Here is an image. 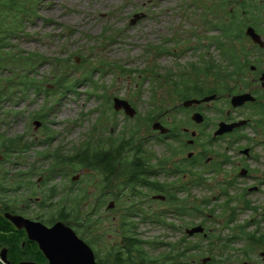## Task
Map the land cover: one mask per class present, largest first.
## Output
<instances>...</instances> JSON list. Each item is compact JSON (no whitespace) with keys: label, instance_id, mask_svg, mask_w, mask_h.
I'll return each mask as SVG.
<instances>
[{"label":"rangeland","instance_id":"rangeland-1","mask_svg":"<svg viewBox=\"0 0 264 264\" xmlns=\"http://www.w3.org/2000/svg\"><path fill=\"white\" fill-rule=\"evenodd\" d=\"M20 1L24 9L29 11L34 8L35 11L27 14L22 27L24 30L12 37L11 45H16V52L20 50L43 57L36 66L34 64V69L39 78L46 77L43 84L49 89L46 88L48 92L43 90L39 96L30 89L26 94L10 97L0 105V134L6 138L22 136L23 140L32 143L30 149L7 156L1 150L4 159L0 163V175L6 185L22 186V193L17 199L19 203L29 204L28 214L32 217L49 218L51 214L58 215L60 212V196L47 198L51 185H57L64 191L71 188L73 195L85 191L88 197L82 201L81 207L87 208L85 211H93L90 216L95 221V228L80 231L73 225L74 222L70 226L76 232L102 234L104 247L111 251L122 242L116 232L120 228L125 206L117 200L131 198L127 195L117 199L116 194L112 197L106 176L94 170L84 172L81 168L73 170L64 166L60 174L45 182L53 162L51 156L45 155L57 149L64 153L73 152V147L78 148L87 140H91L94 147H101L108 138H118V141L122 132L126 133V137L134 134V146L139 147L144 155L148 150L158 157L169 155L172 143H176L168 137L157 143L146 138L145 119L155 114L160 105L163 109L167 106L163 120L168 125L163 124L170 127L181 103L179 93L184 92L179 89L185 87L191 78H197L198 73H203L194 71L193 67L202 69L204 60H211L212 70L211 67L208 69L211 72L216 64L225 60L217 46L219 39L213 40L220 35L215 26L228 22L227 11L232 7V0H227L223 9L219 6L223 0H37L36 4L35 0ZM138 13H144V16L131 23ZM236 24L242 26L244 32L243 21H236ZM239 43L235 42L238 50H241L239 45L245 49L251 46V42L246 40ZM242 55L243 51L238 57ZM90 59L97 67L101 60L113 64L95 71L94 83L83 76L85 67H88L85 60ZM58 62L63 66L55 68L54 63ZM228 63L227 60L222 63L227 70L230 67ZM56 73L63 75L67 81L72 80L70 87L56 88L51 81ZM114 97L129 101L136 111L134 116L129 117L123 110L116 111L113 108ZM53 102H56L55 106L50 109ZM42 105L47 113L45 122L35 117L36 110ZM179 115L180 120H184ZM36 120L42 123L37 129L33 123ZM21 148L23 145L19 146ZM131 153L127 157H131ZM78 174V179L73 181L72 178ZM146 193L147 197L142 195L140 198L152 203V193ZM214 195L218 193L193 186L190 196L186 197L202 203L205 198L213 201ZM100 199H104L103 204L89 210V206L97 200L99 203ZM111 199L117 204L115 209L107 207ZM44 201L45 207H42ZM224 201L223 197L217 198L212 207ZM152 205L157 210L165 206ZM147 206L145 209H148ZM144 216L132 218L140 238L158 243L155 251L159 257L167 254V244L175 242L182 233L176 234L172 228L152 222L151 218L143 220ZM205 218L211 231H237L238 222L227 226L225 218L219 213L211 218L206 215ZM198 220L200 218L195 221ZM203 246L211 247L205 241ZM232 246L244 247L243 242ZM150 247L155 248V245H144L145 249H152ZM207 256L211 254H197L195 259ZM254 256L240 254L233 261L248 264ZM256 257L255 263H258L260 260L258 255ZM197 264L204 263L200 261Z\"/></svg>","mask_w":264,"mask_h":264},{"label":"flooded vegetation","instance_id":"flooded-vegetation-1","mask_svg":"<svg viewBox=\"0 0 264 264\" xmlns=\"http://www.w3.org/2000/svg\"><path fill=\"white\" fill-rule=\"evenodd\" d=\"M223 1L226 3L227 0ZM229 10L239 14L245 27V35L247 28L252 27L260 36V40L254 42L246 35V41L251 42V46L246 47L243 55L238 58L249 59L244 61L245 67L240 70L233 62H229V69L219 72L217 67L227 69L222 64L223 60L214 71L198 73L197 78H191L185 87L179 89L187 97L180 98L181 103L178 104L170 127L166 126L168 123L163 120L164 112L159 109L155 119L145 126L148 131L146 138H151L155 143L162 141L163 136L176 143H172L169 154L171 176L166 178L163 173L164 156L158 157L149 150L137 164L132 163L131 157H127L130 149L124 138H119L118 141V138H108L101 147H95L96 150L108 151L116 147L122 153L121 160L116 162L117 173L115 171L107 179L110 195L113 197L115 191L124 189L130 191L132 187L138 192L135 196L139 197L134 200H117V203L121 201L125 206L120 228L116 232L122 242L111 251L104 247L106 244L102 243V234L77 232L78 237L93 250L98 264H120L116 253L129 255L131 251L124 248L125 239L138 238L141 240L139 243L144 245L153 243L142 241L132 220L144 214L143 220L151 218L152 222L172 228L176 234L182 233L174 242L176 246L168 249L176 257L175 264H197L200 261L204 264H242L233 261L240 254H255L248 264H264V0H232ZM199 75L201 76L198 78ZM244 94L249 97L239 100L237 104L233 103L234 96ZM211 95L215 97L209 101L203 100ZM187 100H191V103L185 106L184 102ZM181 110L180 115L184 120L178 117ZM156 121L166 124L164 126L169 129L168 132L163 134L159 129H154ZM3 159H0V163ZM165 179L172 184L176 199H167V195L157 189ZM193 186L217 192L218 195L213 196V201L210 198L203 199L202 203L191 201L186 196H190ZM21 187L20 184L17 187L6 185L0 175V219L12 229L1 233L16 244L14 251L2 246L0 252L5 249L8 262L14 264H48L50 261L38 242L29 238L25 228H17L6 214L21 215L41 221L47 226H52L59 219L47 223L46 218L29 216V204L19 203L17 199L22 193ZM148 191L152 193L151 202L156 206L164 204L163 209L157 210L148 200L140 198L142 195L147 197ZM157 195L165 198H155ZM222 197L225 201L212 207L213 202ZM103 202L104 199L99 203L97 200L93 207ZM146 205L148 209H145ZM107 207L115 209L117 204L111 199ZM218 213L226 222H238L237 227L242 225L248 230L211 231L207 228L205 216L211 218ZM127 215H130L129 220L126 219ZM170 216L173 217L168 219ZM197 218H200L198 222L195 221ZM196 226H202L204 231L190 234L188 230ZM203 241L211 247L203 246ZM240 242H243L244 247L232 246ZM156 249L133 248L134 258L131 261L134 263L128 264H143L145 255L158 256ZM103 250L107 253L100 254ZM208 253L211 256L195 259L197 254ZM257 255L260 261L255 263Z\"/></svg>","mask_w":264,"mask_h":264},{"label":"trees","instance_id":"trees-1","mask_svg":"<svg viewBox=\"0 0 264 264\" xmlns=\"http://www.w3.org/2000/svg\"><path fill=\"white\" fill-rule=\"evenodd\" d=\"M37 0L34 1L36 4ZM23 3L20 0H0V105L4 103L8 98L14 97L15 95L20 96L19 94L23 93L26 94L30 89L31 91L35 92L37 96L41 94L43 90H47V86H44V81L46 77L39 78L38 72L35 71L34 64L43 59L38 54L35 53H25L20 50L18 52L15 51L16 45H11V39L16 34L21 33L24 19L27 18L28 13H32L35 11L34 8H30V10H26L23 8ZM221 9L226 8L224 1L219 5ZM226 10V9H225ZM227 19L228 22L224 24H217L215 27L220 30V35L215 40L219 39L217 46L221 51V55L223 59L227 60L228 62H233L237 67L241 70L244 68V61L249 59H238L240 53L244 50L241 45V50L236 48L235 42H241L243 40L248 39V37L243 32L242 26H237L236 21H241L239 18V14L235 12H231L229 9L227 11ZM234 24V25H232ZM113 37H111V40ZM232 41L234 42L232 44ZM240 44V43H239ZM237 58V59H230V58ZM88 64V67L84 69V77L85 79L95 82L93 73L97 71L99 68L100 70L104 69L105 67L112 66V63H108L106 61L101 60L98 64V67L94 65L92 59L85 60ZM204 67L202 69H198L197 67H193L194 71H201V72H208V69L212 66L210 63H213L211 60L205 61L204 60ZM62 63H54V67H62ZM93 66V68H92ZM218 65L216 64L213 67V71L215 67ZM212 70V67L210 68ZM217 70L223 71L227 69H222L217 67ZM5 73V76L3 75ZM170 81V76L168 77ZM56 86V88H61L62 86L65 88L70 87L69 84L73 82L72 80L67 81L63 75L56 73L54 78H51ZM63 80L65 84L63 85ZM67 82H69L67 84ZM78 80H75L77 83ZM49 89V88H48ZM48 92V90H47ZM181 96L180 98L187 97L184 93H179ZM56 102H53L50 109H53ZM44 105H42L38 110H36L35 117L43 119L44 122L46 121L47 113L44 112ZM167 109V106L164 108ZM162 105L159 106V110L165 112ZM156 117V113L147 116L145 123L148 125L152 120ZM121 139L124 138L126 142H128L127 147H129L130 151L133 153L131 156V162L137 164L139 160L144 158V154L139 147L134 146V134H130V136L126 137V133H121ZM166 136H163L165 138ZM48 142V140H46ZM23 145V149H19ZM32 143L27 142L25 139H22V136H16L12 138H6L3 134H0V151L4 153L5 156L8 154H13L20 151H25V149H30ZM170 149L169 151H171ZM170 154V153H169ZM51 156L53 162L50 165L48 170V174H46V180H49L55 177L56 174H60L65 167H71L73 170L78 168L87 169L89 172L92 170L100 171L102 174H106V178L109 180V177L112 176L113 173L117 170V161L121 160L122 153L114 147V149L108 151L105 149L96 150L91 140H87L81 144L80 147L76 148L73 147V152H66L64 153L60 149H57L49 155H45V157ZM163 159V173L166 175V178L171 176V169L168 166V161L171 159L170 155H167ZM139 166V165H138ZM146 169H148L146 167ZM117 173V171H116ZM36 174V173H34ZM132 182V181H131ZM162 194L167 195V199H176L177 196L173 191L172 184L168 179H165L162 182L160 188H157ZM125 190V189H124ZM123 190V191H124ZM123 191H115L116 198L123 199L122 197L133 198L136 197L135 195L138 194L134 188L131 187L130 191L126 190ZM57 196H60L58 204L61 207L60 212L58 215L51 214L49 218H44L47 223H52L57 219L64 221L65 223L71 225L73 223L77 230H87L92 231L95 227V221L91 218V212L85 211L87 208L83 209L81 207L82 201L87 199L88 194L85 191L79 195H73L72 189H68L64 191V189L59 188L57 185H51L48 189L47 198L53 199ZM45 202L43 203L42 207H45ZM52 206V204H50ZM198 206V205H197ZM196 208H199L197 207ZM94 207L93 205L89 206V210H92ZM2 217V216H0ZM128 217V218H127ZM126 219H130V215H127ZM231 222L228 220L226 225L229 226ZM94 227V228H93ZM11 227H7V224L4 223L0 219V247L6 246L10 251L15 250L16 244L13 241L8 239V236L1 231H11ZM236 230L239 231H247V227L240 225ZM140 239L138 238H128L124 240V248L130 249V254L125 255L123 252L116 253L117 260L120 264H128L134 263L131 259L134 258V253L132 251L133 248H142L144 244H140ZM148 246L155 245V248L158 247V243H147ZM168 247L171 249L176 245L174 242L170 241ZM18 246H21L18 244ZM169 250L167 254H161L160 257L158 256H149L145 255V261H142L143 264H175L176 257L173 255L172 250ZM110 255H113L109 253ZM9 259V258H8ZM0 264H5L0 260ZM8 264H14L13 262H9Z\"/></svg>","mask_w":264,"mask_h":264},{"label":"water","instance_id":"water-1","mask_svg":"<svg viewBox=\"0 0 264 264\" xmlns=\"http://www.w3.org/2000/svg\"><path fill=\"white\" fill-rule=\"evenodd\" d=\"M143 16L144 13L135 14L131 23ZM246 34L254 42H258L260 40L259 34H257L252 27L247 28ZM214 97L215 95H211L205 97L203 100L209 101ZM247 97H249V95L246 94L234 96L233 103L237 104L239 100H243ZM190 103L191 100H187L184 102V105L188 106ZM113 108L116 111L123 110L129 117H133L136 112L129 101L119 97L113 98ZM33 123L35 125V129H37L42 124L41 121L38 120L34 121ZM153 128L159 129L163 134L167 133L169 130L159 121H156L153 124ZM0 159H3V155L1 154ZM87 171L88 170H85L84 172ZM78 177L79 174L75 175L72 178L73 181L77 180ZM155 198L164 199L165 197L162 195H157ZM6 216L17 228H25L30 239L38 242L40 248L50 261L48 264H98L91 247L84 240L80 239L77 235V232L64 221L58 220L52 226H47L41 221L31 220L21 215L6 214ZM203 231L204 228L202 226H196L191 230H188L190 234ZM0 260L5 264L9 263L6 258L5 249L0 252ZM19 264L37 263L20 262Z\"/></svg>","mask_w":264,"mask_h":264}]
</instances>
